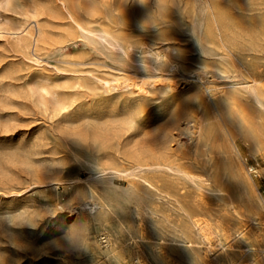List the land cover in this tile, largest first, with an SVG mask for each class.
I'll list each match as a JSON object with an SVG mask.
<instances>
[{
    "label": "rangeland",
    "instance_id": "1",
    "mask_svg": "<svg viewBox=\"0 0 264 264\" xmlns=\"http://www.w3.org/2000/svg\"><path fill=\"white\" fill-rule=\"evenodd\" d=\"M0 264H264V0H0Z\"/></svg>",
    "mask_w": 264,
    "mask_h": 264
},
{
    "label": "bare ground",
    "instance_id": "2",
    "mask_svg": "<svg viewBox=\"0 0 264 264\" xmlns=\"http://www.w3.org/2000/svg\"><path fill=\"white\" fill-rule=\"evenodd\" d=\"M97 130H98V127H97ZM109 139V138H108ZM107 141V140H106ZM98 142V141H97ZM137 142H139V141H137ZM137 146V145H136Z\"/></svg>",
    "mask_w": 264,
    "mask_h": 264
}]
</instances>
